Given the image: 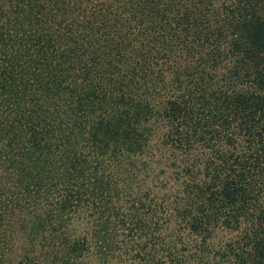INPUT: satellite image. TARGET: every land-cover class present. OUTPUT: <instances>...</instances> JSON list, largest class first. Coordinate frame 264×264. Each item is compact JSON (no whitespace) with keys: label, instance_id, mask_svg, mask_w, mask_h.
I'll return each instance as SVG.
<instances>
[{"label":"trees","instance_id":"1","mask_svg":"<svg viewBox=\"0 0 264 264\" xmlns=\"http://www.w3.org/2000/svg\"><path fill=\"white\" fill-rule=\"evenodd\" d=\"M0 139L27 264H264V0H0Z\"/></svg>","mask_w":264,"mask_h":264},{"label":"rangeland","instance_id":"2","mask_svg":"<svg viewBox=\"0 0 264 264\" xmlns=\"http://www.w3.org/2000/svg\"><path fill=\"white\" fill-rule=\"evenodd\" d=\"M1 148L2 145L0 151ZM7 166V160L0 152V264H27L29 261L25 257L33 259L39 250L38 242L44 239L48 229L46 223L45 228L38 223L37 213L24 215V210L10 201ZM7 216L10 219L7 220ZM87 260L94 263L90 257ZM38 263L50 264L46 259L38 260Z\"/></svg>","mask_w":264,"mask_h":264}]
</instances>
